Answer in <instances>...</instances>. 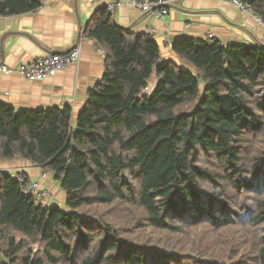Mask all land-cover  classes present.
Segmentation results:
<instances>
[{
	"label": "trees",
	"instance_id": "trees-1",
	"mask_svg": "<svg viewBox=\"0 0 264 264\" xmlns=\"http://www.w3.org/2000/svg\"><path fill=\"white\" fill-rule=\"evenodd\" d=\"M239 1L264 21V0ZM40 6L0 0V16ZM111 18L83 29L105 71L75 116L0 102V160L65 194L43 205L0 173V264H264V44L183 37L166 59Z\"/></svg>",
	"mask_w": 264,
	"mask_h": 264
},
{
	"label": "crops",
	"instance_id": "crops-1",
	"mask_svg": "<svg viewBox=\"0 0 264 264\" xmlns=\"http://www.w3.org/2000/svg\"><path fill=\"white\" fill-rule=\"evenodd\" d=\"M117 1L121 0H41V6L31 13L0 16V66L16 69L48 50L68 51L95 13ZM111 17L120 27L137 34L149 35V29H153L152 37L162 57L173 60L176 58L170 46L179 38L206 39L212 34L225 44L255 45L264 33L252 17L224 0H171L168 14L161 21L125 5H117ZM105 55L99 42L86 39L77 62L41 81H26L16 71H0V102L17 111L69 105L75 116L86 103L88 92L102 80ZM19 170L38 180L42 187L53 189L58 199L64 197L50 173L30 161L18 157L0 160V171Z\"/></svg>",
	"mask_w": 264,
	"mask_h": 264
},
{
	"label": "built area",
	"instance_id": "built-area-1",
	"mask_svg": "<svg viewBox=\"0 0 264 264\" xmlns=\"http://www.w3.org/2000/svg\"><path fill=\"white\" fill-rule=\"evenodd\" d=\"M226 3L235 6L243 13L249 15L253 20L264 28V21L251 13V11L243 5L239 0H224ZM171 0H121L114 3H109L106 6L107 14L112 16L117 5H125L132 9H138L141 13L150 16L158 21L164 20L168 14V8ZM83 29L77 37L76 43L66 52H56L52 50L46 51L42 56L33 59L29 62L18 65L16 69H10L6 66H0V71L9 74L16 71L26 81H41L44 78L54 76L55 74L65 71L73 63L77 62L80 56V47L87 39L83 34ZM154 30L149 29V35H154ZM153 38V37H152ZM208 39L219 42L221 45H229L221 42L212 34L207 35ZM264 44V33L258 40ZM2 171H0L1 173ZM13 177L20 185L21 191L25 196L32 197L41 203L48 205L55 204V200H51V193L48 189L42 187L38 180L29 177L24 171L17 172H2ZM1 179V178H0ZM49 201V202H47Z\"/></svg>",
	"mask_w": 264,
	"mask_h": 264
},
{
	"label": "rangeland",
	"instance_id": "rangeland-1",
	"mask_svg": "<svg viewBox=\"0 0 264 264\" xmlns=\"http://www.w3.org/2000/svg\"><path fill=\"white\" fill-rule=\"evenodd\" d=\"M162 51V50H161ZM157 81H158V79H157V77H156V75H154L152 78H151V80L149 81V83H148V86H147V88L145 89V90H143V92L144 93H151L153 90H154V88L156 87V84H157ZM51 180H53V179H51ZM50 191V190H49ZM52 191H54L53 189L50 191V193H51V200H55V202H53V203H57L58 205H61L60 204V202H59V200L61 201V202H63L64 201V197L62 196L60 199H58L57 197V192H55V193H53ZM62 194L63 195H65L64 194V192H62ZM39 202V201H38ZM47 202H49V201H47ZM39 203H41V202H39ZM41 204H43V203H41ZM43 205H46V204H43ZM51 205H53V204H51ZM242 231V230H241Z\"/></svg>",
	"mask_w": 264,
	"mask_h": 264
}]
</instances>
